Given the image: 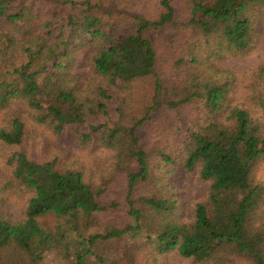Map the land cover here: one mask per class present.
Returning a JSON list of instances; mask_svg holds the SVG:
<instances>
[{"label":"trees","instance_id":"obj_1","mask_svg":"<svg viewBox=\"0 0 264 264\" xmlns=\"http://www.w3.org/2000/svg\"><path fill=\"white\" fill-rule=\"evenodd\" d=\"M127 4L0 0V202L24 199L21 216L0 214V264H264V82L252 107L232 104L219 63L253 46L264 0H158L155 20ZM177 15L174 74L137 97L156 64L145 32ZM84 48L92 76L79 82ZM27 122L102 164L31 157ZM181 171L205 185L189 215Z\"/></svg>","mask_w":264,"mask_h":264},{"label":"rangeland","instance_id":"obj_2","mask_svg":"<svg viewBox=\"0 0 264 264\" xmlns=\"http://www.w3.org/2000/svg\"><path fill=\"white\" fill-rule=\"evenodd\" d=\"M128 6L135 8V12L143 17L155 20L162 12L158 0H127ZM120 5H124L122 1ZM183 15L174 17V24H167L159 28L146 30L145 36L150 39L156 53V64L154 73L147 77L144 82H140L135 90L137 97L146 96L148 101L152 98L154 91V81L156 75L159 76L161 84L164 86L169 77L173 76V66L171 56L173 49L168 39L175 31V22L184 20ZM89 50L84 48L79 52L75 60V74L79 82L89 79L90 70L88 66ZM220 65L230 70L234 76L233 92L231 93L232 104L245 105L252 107L248 103H253L250 97L257 94L260 83L264 82V13L258 19V32L256 41L251 48L244 53L219 61ZM165 98V97H162ZM141 142L144 147H149L152 143L151 133L148 126L144 125L140 129ZM24 148L32 157V152L38 158H52L59 156L60 163L74 167H86L101 165L105 153L93 151L89 148H81L70 139L64 137H53L41 127L33 125L31 122L26 124V135L24 137ZM179 208L183 215H189L195 202L202 199L205 192V185L196 177V172L181 171L175 183ZM24 208V199L7 197L0 202V214L7 217H19ZM176 256H167L163 264H182Z\"/></svg>","mask_w":264,"mask_h":264}]
</instances>
